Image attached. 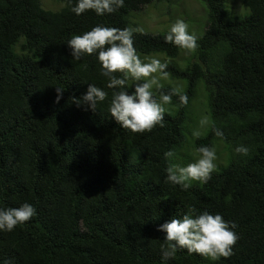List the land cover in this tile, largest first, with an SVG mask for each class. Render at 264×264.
Returning <instances> with one entry per match:
<instances>
[{
	"label": "trees",
	"instance_id": "obj_1",
	"mask_svg": "<svg viewBox=\"0 0 264 264\" xmlns=\"http://www.w3.org/2000/svg\"><path fill=\"white\" fill-rule=\"evenodd\" d=\"M55 1L52 9L43 0H0V207L36 210L0 232V264H264V0H239L240 12L231 0H203L197 49L184 67L171 61L166 69L183 86L162 85L178 87L188 103L173 95L163 125L144 133L108 116L112 90L99 64L94 56L72 61L66 40L96 25L128 28L138 54L177 58L183 50L164 42L168 29L130 27L134 12L167 0H124L103 16H77L68 0ZM88 83L108 94L95 111L77 106ZM200 90L209 125L194 138L190 107ZM239 145L247 155L234 152ZM200 146L216 150L208 182L187 190L167 183L163 153L186 164ZM187 205L235 226L229 257L211 262L178 250L162 262L156 225Z\"/></svg>",
	"mask_w": 264,
	"mask_h": 264
},
{
	"label": "clouds",
	"instance_id": "obj_2",
	"mask_svg": "<svg viewBox=\"0 0 264 264\" xmlns=\"http://www.w3.org/2000/svg\"><path fill=\"white\" fill-rule=\"evenodd\" d=\"M69 10L79 16L91 10L97 16L111 14L124 6V0H68ZM165 43L183 50L185 55L193 53L197 47V37L188 31V25L177 19L170 25L163 36ZM72 61H80L85 56H94L99 64V73L106 78L108 89L112 90L107 101L108 116L120 127L132 133H144L153 127L163 125L165 106L171 103L173 95L178 97L181 106L188 103V97L178 87L162 91L161 81L169 77L167 60L155 56L137 53L133 46V30L118 29L102 25L93 26L81 34H72L66 40ZM62 89L56 87L58 101ZM107 93L100 87L88 83L85 92L77 101V106L86 104L95 111L98 104L106 101ZM201 128L209 125L207 116L199 120ZM215 135H222L215 131ZM194 138L200 136L198 130L192 132ZM234 152L247 155L248 148L239 145ZM167 162L165 181L187 190L191 182L207 183L216 169V150L214 147L200 146L193 153V159L182 164L173 162L172 150L165 151ZM35 208L27 202L19 207H0V232H11L35 215ZM235 226L225 221L219 213L197 212L186 206L183 215L170 218L156 225L155 230L163 236L164 244L160 247L162 262L173 258L178 250L188 254H197L211 262L232 254V247L237 241L233 231Z\"/></svg>",
	"mask_w": 264,
	"mask_h": 264
},
{
	"label": "rangeland",
	"instance_id": "obj_3",
	"mask_svg": "<svg viewBox=\"0 0 264 264\" xmlns=\"http://www.w3.org/2000/svg\"><path fill=\"white\" fill-rule=\"evenodd\" d=\"M43 4L47 8H58L60 4L55 0H43ZM231 7L236 11H245V7L241 5L239 0H231ZM249 10H246V13ZM177 19H182L188 25V31L195 34L196 37L201 35L204 31L206 24V9L203 0H167L162 2H154L142 7L140 11H136L132 15V21L135 23V27L131 26V29L143 30L145 32L157 33L168 29L172 23ZM131 21V22H132ZM151 55L160 58L162 61L174 62L180 67L187 65L191 59L193 53L185 55L184 51L180 53L177 58L170 59L162 53L142 54ZM171 83L175 86H183L182 81H171L168 77L167 81H161L162 85ZM192 114L196 118V122H199L201 117L207 116L205 113V106L203 100L202 90H200L197 96L192 100L190 107ZM197 130L203 132L205 127L201 128L199 123L197 124ZM193 154V151H190Z\"/></svg>",
	"mask_w": 264,
	"mask_h": 264
}]
</instances>
